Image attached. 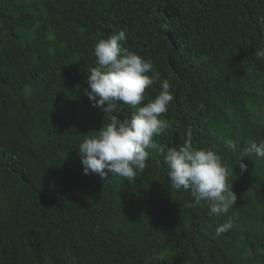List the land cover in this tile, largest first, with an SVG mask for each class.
Listing matches in <instances>:
<instances>
[{
    "label": "trees",
    "instance_id": "trees-1",
    "mask_svg": "<svg viewBox=\"0 0 264 264\" xmlns=\"http://www.w3.org/2000/svg\"><path fill=\"white\" fill-rule=\"evenodd\" d=\"M0 264H264V0H0Z\"/></svg>",
    "mask_w": 264,
    "mask_h": 264
}]
</instances>
